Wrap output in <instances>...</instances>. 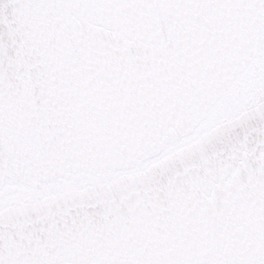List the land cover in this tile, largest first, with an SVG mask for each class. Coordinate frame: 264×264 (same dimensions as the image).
<instances>
[{"label":"snow or ice","instance_id":"snow-or-ice-1","mask_svg":"<svg viewBox=\"0 0 264 264\" xmlns=\"http://www.w3.org/2000/svg\"><path fill=\"white\" fill-rule=\"evenodd\" d=\"M0 264H264V0H0Z\"/></svg>","mask_w":264,"mask_h":264}]
</instances>
